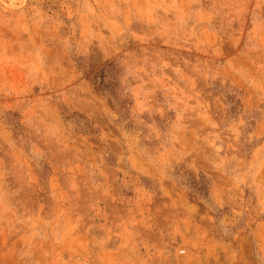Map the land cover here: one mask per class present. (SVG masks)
Wrapping results in <instances>:
<instances>
[{
	"label": "rangeland",
	"instance_id": "374dc122",
	"mask_svg": "<svg viewBox=\"0 0 264 264\" xmlns=\"http://www.w3.org/2000/svg\"><path fill=\"white\" fill-rule=\"evenodd\" d=\"M0 264H264V0H0Z\"/></svg>",
	"mask_w": 264,
	"mask_h": 264
}]
</instances>
